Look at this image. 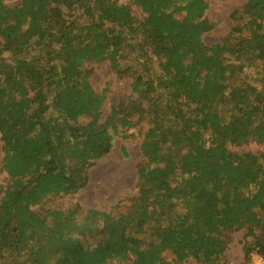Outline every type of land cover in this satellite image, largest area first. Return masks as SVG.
<instances>
[{"label": "trees", "instance_id": "16d2710c", "mask_svg": "<svg viewBox=\"0 0 264 264\" xmlns=\"http://www.w3.org/2000/svg\"><path fill=\"white\" fill-rule=\"evenodd\" d=\"M11 1L0 0V264H226L225 234L241 230L242 264H264V0H247L212 45L204 0ZM100 65L131 90L105 117L108 90L89 81ZM142 123L124 209L43 206L83 189ZM249 142L261 150H234Z\"/></svg>", "mask_w": 264, "mask_h": 264}, {"label": "rangeland", "instance_id": "374dc122", "mask_svg": "<svg viewBox=\"0 0 264 264\" xmlns=\"http://www.w3.org/2000/svg\"><path fill=\"white\" fill-rule=\"evenodd\" d=\"M19 0L8 3L9 6L15 5ZM130 0H122L128 3ZM208 9L207 19L213 24L212 30L203 36L206 45L218 44L222 36L227 34L234 26L233 14H237L247 0H204ZM132 13L139 16V8L132 6ZM256 69H249L246 75L250 79L255 76ZM89 81L93 89L100 93L107 88L106 99L102 111L103 116L109 114L112 106L122 109L131 100L130 80L126 77L118 78L110 71L108 65L95 66ZM145 125L142 123L129 130L126 139L115 138L114 145L106 158L97 162L88 171L87 185L77 193L65 196L51 203H43L47 208H68L74 205L79 206L83 211L95 209L99 211H111L113 209H124L129 199L137 195V174L136 168L142 157L140 154V142ZM228 148L232 149L231 146ZM237 152H257L261 146L255 142H249L234 148ZM1 166V160H0ZM5 174L0 173V186L4 183ZM118 202L119 207H117ZM228 237V248L224 253L223 262L226 264H242V245L245 231H237L225 234ZM173 256L165 252L164 260L170 261ZM182 264H198L191 259ZM248 264H261L259 257L253 255Z\"/></svg>", "mask_w": 264, "mask_h": 264}, {"label": "built area", "instance_id": "2783aa9c", "mask_svg": "<svg viewBox=\"0 0 264 264\" xmlns=\"http://www.w3.org/2000/svg\"><path fill=\"white\" fill-rule=\"evenodd\" d=\"M259 257V256H258ZM259 260H260V262H261V264H262V261H261V258L259 257Z\"/></svg>", "mask_w": 264, "mask_h": 264}]
</instances>
